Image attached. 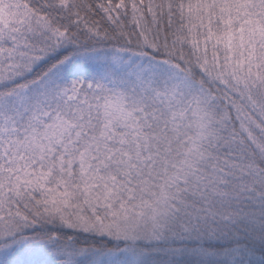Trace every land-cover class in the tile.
<instances>
[{
	"label": "snow or ice",
	"instance_id": "6c2138e0",
	"mask_svg": "<svg viewBox=\"0 0 264 264\" xmlns=\"http://www.w3.org/2000/svg\"><path fill=\"white\" fill-rule=\"evenodd\" d=\"M0 264H264V0H0Z\"/></svg>",
	"mask_w": 264,
	"mask_h": 264
}]
</instances>
